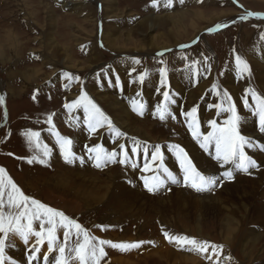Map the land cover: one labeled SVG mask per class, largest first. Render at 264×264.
I'll return each instance as SVG.
<instances>
[{
	"label": "bare ground",
	"instance_id": "1",
	"mask_svg": "<svg viewBox=\"0 0 264 264\" xmlns=\"http://www.w3.org/2000/svg\"><path fill=\"white\" fill-rule=\"evenodd\" d=\"M28 1L32 2V0ZM125 1L131 2V0H124L123 2ZM196 1L200 0H184V4H180L179 0H173L171 9H165L162 4L159 7V13L148 9L146 14L140 15L141 17L136 19V14H132L129 9L120 7V0H98L97 3L100 10H98L97 5L93 6L92 3L84 0H56V3L61 5V9L80 18V22L72 20V18L67 24V20L62 23L61 20L63 18H60L55 12V7L47 2L42 3L45 16L43 22L39 24L37 21V17L40 14L39 9L35 8L34 3H32L34 8L33 6L30 8L29 2L26 4L25 1L24 5L26 8L32 11L27 13V22L30 23L33 29L41 31L40 35H38L39 37L36 38V41L39 42L36 53L41 55L43 67L49 66L51 71L44 73L41 68L33 67L27 69L26 73H21L23 80L26 83H30L38 80L43 75H45L46 81L52 83L59 79H65L64 81L68 85H72V95H75L77 92H81L79 87L80 80L77 81L73 78L74 80L69 81L64 78L63 73H80L93 69L90 73L91 77L97 75L85 84V90L88 91L92 100L101 108L105 115L112 120L113 124L126 134L124 137L115 140L114 135L107 130V127L102 128L98 136L100 145L107 150L113 148L119 152L118 145L124 144L132 162L135 161L133 159L134 156L131 154L133 140L140 141L143 145H146L149 148V156L151 155L153 144L158 142L153 138L149 130L144 127L146 125L145 120L140 117L141 115L137 111L133 110V101H136L137 106L143 104V111H146L148 115L155 110L156 104L163 101L162 92L164 91L169 92L170 103L167 105L169 111L172 114L180 113V111L186 113L195 107L197 109L199 130L202 134H207V132L211 131L208 122L215 120L224 113L215 106L219 104L221 96L223 98V94L220 91L226 89L238 102L239 115L241 116V133L252 138L255 142L264 140V138L260 139L264 135L259 134L255 129V116L251 111L244 109L242 99L248 88L254 89L258 94L264 96L263 42L262 44L258 43L256 46L252 47L250 45L249 47L247 37H242V42L248 48L246 52L249 55L245 58L250 66V75L245 74L244 78H241L238 76L235 66H228L223 74L220 87L216 90L208 88L210 77L206 75L207 73L202 67L197 66L185 71L174 70L168 72L165 87L160 85L158 71H147L148 75L143 83L137 80L139 75L136 74L134 69L133 58L139 55H153L154 52H161L162 50L186 44L202 31L232 15L235 11L231 9L230 12L207 13V11L201 9L193 8L187 10L185 8L186 5ZM65 15L67 16V14ZM61 23L65 27L69 25L71 29H74L71 37L74 39L76 46L85 48L86 59L77 60L70 45H65L59 41L57 31ZM202 24L206 25L202 26ZM6 40L8 43L10 41L16 43L17 48L22 47V45H19L21 37L16 33L8 35ZM99 40L103 42V46L107 50L117 56H114L116 58L115 62L111 61L110 67L102 73H97L100 70L102 56L100 46L97 44ZM15 45L13 44L12 46L14 47ZM4 48V45H0L1 55L4 52ZM194 73L195 75L199 74L196 88L191 87V79L194 78ZM198 78L195 77L194 79L197 81ZM117 80H119V83H117ZM248 99L251 100V97L249 96ZM183 100L187 102L182 103ZM156 101H159V103H156ZM71 113L74 116V122L79 125L80 129L74 136L72 150L77 156H80L85 142V134L88 130L83 123V110L74 108ZM201 118L204 120H201ZM205 118L207 119L205 120ZM185 122L188 128L186 118ZM187 130L190 131L189 129ZM187 130L182 128L179 138L175 141L171 140L170 143L185 146L189 150L191 158L196 161L197 164L193 163L197 168H200L205 173L216 174L219 171V165L199 151L190 138L192 135H189ZM157 144L162 145L163 143ZM55 151L52 155L53 159L56 155ZM164 151H166L167 156L168 153L171 154L167 150ZM141 152L143 153L142 150ZM246 152L259 158V164L263 169L254 176L251 175L252 177L250 178L237 176L233 181L225 183L224 188H221L222 190L218 191V193L212 194L210 192L212 195L207 193L206 196L194 192L190 194L185 189L187 187L170 189L167 187L161 195L146 194L139 187L141 186L138 181V173L140 172L133 168L131 169L130 164L123 165V169L119 173L112 171L108 178V184L107 186L104 185V187L97 180L98 176L97 178L92 176L91 166H86L92 163L88 160H85L84 167H81L79 161H77L75 171L73 173L70 172L74 180L64 178L59 173L55 174L54 177L58 178L56 184L61 191L69 189L76 182L82 185L83 189H79L78 193L83 194V196L86 195L85 201L88 206L93 203L100 205L107 199H114L115 202L119 203L123 211L135 214L138 217L144 213L160 215L162 221L168 225L179 221H188L186 223L194 226L192 229L196 236L200 238H204L205 230L213 229L218 234L220 243L226 247H223L221 256L219 258L216 257V259H219L218 262H221L220 264H264V232L260 233V230L264 229V154L256 149L249 152L246 150ZM139 156L137 155V157ZM144 160L145 158L143 157L141 162ZM58 165L60 166L59 163ZM170 166L168 167L169 170L175 173L177 169L175 164ZM131 215L129 216L131 217ZM175 235L181 234L175 233ZM208 239L212 238L208 237ZM234 246L240 248V259L229 253ZM139 248L147 249L143 250V260L132 262V256L136 253L135 250L138 249L135 248L120 251L125 254V257L116 259V263L213 264L212 262L208 263L201 260L199 256L202 253H198V257L194 254H182L178 251L177 246H169L164 240L156 242L153 249L147 243H142ZM226 257H231V259L228 260Z\"/></svg>",
	"mask_w": 264,
	"mask_h": 264
},
{
	"label": "rangeland",
	"instance_id": "2",
	"mask_svg": "<svg viewBox=\"0 0 264 264\" xmlns=\"http://www.w3.org/2000/svg\"><path fill=\"white\" fill-rule=\"evenodd\" d=\"M25 1L26 4L29 2L30 8L31 6H33L32 3H34L35 8L39 9L40 14L37 17V21L39 24L43 22L45 16L43 13V2H47L55 7L56 14L60 18H63L61 20L62 23H65L67 20V24L71 21L72 18V20H80L77 15L71 13L69 14L61 9V5L56 3V0H32V2H27V0H0V45H4L5 47L3 54H0V96L5 97V103L3 105H0V167L6 170V172L25 192V194H28L59 211H63L69 217L77 219V221L81 223L85 228H87L92 235H95L100 239H106L110 241L113 240V242L115 243L143 242L147 243L150 248L152 247L151 249L155 248L156 242H160L161 240H164L165 243H167V245L169 246H177L174 243L172 244L169 243L168 240H165L163 231H167L170 234L178 233L181 235H188V237L195 238L197 240L208 241L225 247L222 243H220L218 234L213 229L205 230L203 234L204 238H200L196 236V233L192 229L194 228V226H192L190 223H186L188 221H179L175 224H170V226L162 221L160 215H150L144 213L142 216L138 217L135 214L123 211V209L119 206V203L115 202L114 199H107V202L104 201L100 205L97 203H93L88 206L86 205L87 203L85 201L86 195L83 196V194L78 193V190H82L83 186L79 185L77 182L74 186L71 185L69 189H65V191H61L59 189V186L56 184L58 178L54 177L55 174L59 173V175H63L64 178L74 180L71 173L75 171V164L77 162L73 165H69L64 162L63 157L60 155L59 146L55 142L56 137L52 134V128L47 123V117L49 115L52 116V124L55 127V131H57L60 136L69 138L74 141V136L77 134V132H79L80 129L79 125L74 122L73 114L68 110V108L65 107V104H71L73 101L77 100L81 92L85 91V93L89 95L88 91L85 90V84L97 74L91 77L90 73L93 69L87 72L80 73L71 72V76L73 78L79 77L80 80L79 87L81 92H77L75 95H72V85H68L64 81L65 79H59L56 80V82L52 83L46 81L45 75H43L38 80L32 81L30 83H26L23 80V75L21 73H26L27 69H31L33 67L41 68L44 73H48L51 71V68L49 66L43 67L41 55H38L36 53L39 47V42L36 41V38L39 37L38 35H40L41 31L39 29H33L30 26V23L27 22V13L28 11H32L26 8V6L24 5ZM84 1L92 3L93 6L97 5L98 10H100V7H98L99 4L97 3L98 0ZM120 1V7L123 9H129L132 14H136V19L141 17L143 14H146L148 9H152L155 13H159L158 11H160V9L157 10L151 6V0H131V2H123L124 0ZM162 4L163 3L161 2V5ZM185 8L187 10L193 8L201 9L207 11V13L230 12L231 9L235 11L234 13H232V15L209 27L208 29H213L212 32H209L208 29L204 30L193 40L186 43L191 45V47L189 48L181 49L179 46L176 48L162 50L161 52L164 53V55L162 56L158 55V53H161L160 51L154 52L153 55L149 56H136L137 58H133L136 74L140 75L147 71L159 72V70L164 67L167 68L168 72L174 70L185 71L186 69L190 68L189 66H191L190 69H193V67L197 66L200 68L202 67L206 71V75L210 77L208 81V88L213 89V85L215 84L218 85L217 89H219L224 72L227 70L228 66H235V57L237 55H239L247 62V59L245 57H248L249 55L246 52L248 48L245 46V43L242 42V37H247V43L249 47L250 45L253 47L258 43H264V39H262V37H264V19H257L256 15L250 16L246 20L239 19L241 15H247V13L264 16V0H200L186 5ZM65 14H67V16ZM62 23L60 24L61 26L59 25L57 31L59 35V41L65 45H70L77 60L86 59L85 48L76 46L74 39L71 37V33L74 29H71V26L69 25L65 27ZM203 25L206 24H202V26ZM217 25L227 26L217 29ZM15 33L21 37V41L19 44L22 45L21 48H17L18 46L15 45L16 43H12L11 41L8 43V41L6 40L8 35ZM193 41H196V43H193ZM13 44L15 45L14 47L12 46ZM97 44L100 46V49L102 51L101 66L100 70H98L97 73H102L110 67V63H112L113 61L115 62V57L117 56L107 50L103 46V42H101L100 40L97 41ZM36 57H39V59H36ZM136 61H139V63H136ZM193 77L198 78L199 74ZM194 78L191 79L192 88H196L195 86H197L196 84L199 81V78L197 81ZM224 91H227L232 97V100L236 104L239 114L238 102L235 101L234 97L228 90L224 89L223 91H220V93L223 94ZM34 96L35 99H33ZM89 97L91 98L90 95ZM184 102L187 101L183 100L182 103ZM156 103H159V101H156ZM221 103L222 96L220 98L219 104ZM253 104L254 102L249 100L250 107L244 109L250 111V108L254 107ZM157 105L158 104H156V106ZM155 110L148 115L145 114L141 118L145 120L146 125L144 127L148 129L153 138L158 141L154 144L159 145L157 143H163L162 145H160V147L165 156L166 151L164 150H167L168 145L173 144L170 143V141H175L179 138V133L182 128H185V130H187L188 128L185 122V116L182 114V111H180V113L178 112L176 114H172L176 117L175 119H172L171 116H169L162 121L158 115H154ZM5 112L7 113L6 117ZM228 115V113L224 112L223 115L218 116L215 119L217 124L223 125V122L228 118ZM148 117L150 118L147 119ZM255 118V129L259 134L262 135L263 133L259 132V128L257 127L258 119L257 117ZM206 119L207 118H205V120ZM201 120L204 119L201 118ZM29 130L38 131L40 133L39 140L41 146L47 145L48 148L52 150L51 157L48 160V166H44L36 162L32 164H29L27 162L28 159H31V157L35 154L34 151L30 150L26 138L22 135V133ZM100 132V129H98L95 133H89L87 131L88 134H85V142L80 153V156H83L85 160H88L85 156L87 155L85 145L89 147L96 144L100 145V140H98ZM187 133L189 135H192L191 131L187 130ZM190 138L193 144L197 146L199 151L203 155H205L200 149V145L196 142L193 136H190ZM263 138L264 137L260 139ZM256 142H261L262 144H264V140H258ZM180 146L185 149V151L191 158V155L188 152L189 150H187L183 145ZM246 150L249 152L250 150L254 149ZM54 151L56 155L53 159L52 155ZM109 151H115V149L111 148ZM213 153L214 152L212 150L209 156L212 157ZM138 155L140 156L137 157L136 155L133 158L137 167L133 168L131 166V160L129 161V164L131 169L133 168L134 170L140 172L138 173V181L141 185L139 186L140 190L149 195H161L164 190H160L156 193H149L145 189V187H143L144 184L141 177L144 175L151 176L153 175V173L149 172L148 174H144L140 171V168H142L144 164V161L141 162L144 155L142 152H140ZM249 155L254 157V155L252 154ZM254 158L258 163H260L259 158H257L256 156ZM174 159V153H168V156L166 155L164 157L165 166L169 167L170 165L175 164ZM192 160L196 163L194 159ZM58 163L60 164V166L58 165ZM86 166H91L90 168L92 169V176H94L95 178H97L98 176L97 180L103 187L104 185L107 186L108 178L112 171L115 173H119L120 170L123 169V165L119 163L109 164L103 170L96 169L90 164ZM229 166L230 165L226 166V168H228ZM81 167H84V165ZM198 170H200V168H198ZM218 170L219 171L216 174H213L219 175L225 169L218 168ZM202 172L204 174H210L205 173L204 171ZM256 173L257 171L253 172L251 175L254 176ZM251 175L244 177L250 178L252 177ZM229 182H224L221 188L223 189L225 183ZM71 184H73V182H71ZM221 188L216 191H211V193H218V191L222 190ZM185 189H187L190 194H193V192L199 195L203 194V196H206L207 193L211 194L210 192L197 193L190 188ZM129 215H131V217ZM97 225L104 226V230H102L100 227H97ZM263 232L264 229H261L260 233ZM59 235L62 240V231L59 233ZM208 237H211L212 239H208ZM9 241L10 243H14L15 248H9L8 255L19 262L18 264H26L28 255H31L28 249L32 248V246L35 244L36 238H30L29 243L25 245L19 237L10 234ZM39 247L40 252L37 253L38 259L32 262V264H37V262L43 261V256L47 253L46 242L43 246ZM177 248L178 251L182 254H194L196 256L198 254V252L187 251L179 248L178 246ZM143 250L145 251L147 249L138 248L135 250L136 253L133 254V259H131L132 262L143 260ZM230 250L231 251L229 253L231 255H234L237 259H240V248L238 246H234ZM105 251L106 256L101 264H118L116 263V259L125 257V254L121 253L120 250L117 249L106 246ZM55 255L56 253H53L50 256V260ZM209 255L210 252L202 253L200 256H198L201 260L207 261L208 263H221L218 262L219 259H216L215 256H212V258L209 259Z\"/></svg>",
	"mask_w": 264,
	"mask_h": 264
},
{
	"label": "snow or ice",
	"instance_id": "3",
	"mask_svg": "<svg viewBox=\"0 0 264 264\" xmlns=\"http://www.w3.org/2000/svg\"><path fill=\"white\" fill-rule=\"evenodd\" d=\"M161 2L165 9H171L173 6V0H151V6L159 10ZM179 2L184 4V0H179ZM253 15H256L257 19H264V16L253 13L241 15L239 19L246 20ZM226 26L217 25L216 28L219 29ZM208 31L212 32L213 29H208ZM193 43H196V41H193ZM189 47H191L190 44L180 45L181 49ZM158 55L162 56L164 53L161 52ZM36 59H39V57H36ZM136 63H139V61H136ZM189 67L191 68V66ZM235 67L238 76L241 78H244L245 74L250 75L249 64L239 55L235 57ZM147 75L148 73L144 72L137 77V80L143 83ZM167 75L168 70L166 67L159 70L161 87L166 86ZM63 76L69 81L73 79L71 74L67 72L63 73ZM75 79L79 81V77H75ZM117 83H119V80H117ZM217 87L218 85L214 84L213 90H216ZM162 96L163 101L156 106L154 115H158L162 121L169 116L175 119L176 117L172 115L167 107L168 103H170L169 92H162ZM249 96L255 105L250 108V111L258 118L259 131L264 133V96L258 94L254 89H246L245 95L242 97L245 108L250 107ZM33 99H35V96ZM4 103L5 97L0 96V105ZM65 107L70 112L74 108L83 110V123L89 133H95L98 129L107 127V130L114 135L115 140L126 135L113 124L112 120L105 115L101 108L85 92H81L77 100L71 104H65ZM215 107L229 115L224 120L223 125H218L216 120H210L208 126L211 131L207 132V134H202L199 130L197 109L195 107L191 111L182 114L185 116L188 122V129L196 142L203 150L210 153L214 149L212 158L221 169L225 170L219 175L204 174L198 170L183 147L178 144H170L167 146V150L174 153L179 163V170L182 174V179H180L165 166L164 153L161 151L160 145L152 146L151 155L149 156V148L140 141L133 140L132 156L138 155L142 150L145 158L140 171L153 173L151 176L144 175L141 177L144 187L149 193L158 192L168 183L191 188L197 193L211 192L220 186L223 180H232L234 172L250 174V169L257 168L256 161L246 152V149L264 151V145H257L252 138L241 133V116L238 114L236 104L227 91L223 92L222 103L217 104ZM143 108V104L137 106L136 101H133V110L137 111L138 114L143 115ZM6 116L7 113L5 112ZM47 123L51 126L52 134L56 137V143L59 146L60 155L63 157L64 162L73 165L79 161V164L83 166L85 158L77 156L73 152V141L71 139L62 137L55 131L51 115L47 117ZM22 135L26 138L30 150L35 153L27 162L29 164L36 162L48 166L52 150L47 145L41 146L40 133L29 130L22 133ZM118 147L120 149L119 152L109 151L99 144L91 147L85 145L87 159L92 161V166L99 170H103L109 164L114 163L128 165L130 160L129 152L125 149L124 144H119ZM228 165H231V168H226ZM131 166L133 168L137 167L135 162H132ZM97 227L104 230V226L97 225ZM61 231L63 234L62 240L59 235ZM10 234L19 237L25 245L29 243L30 238H36L35 244L28 249L31 253L27 257L28 264H32L33 261L38 259L39 246H43L45 242L47 244V253L43 256V264H101L106 256V246L120 251H127L139 248L143 243H115L92 235L77 219L69 217L63 211H59L25 194L6 170L0 167V264H18L15 259L8 255V249L15 248V245L9 242ZM163 234L169 243H174L181 249L198 253H208L211 250L209 259L212 256L219 258L223 251L222 245L208 241H200L186 235L170 234L167 231H163ZM53 253H56V255L50 260V256ZM226 259L230 260L231 257H226Z\"/></svg>",
	"mask_w": 264,
	"mask_h": 264
}]
</instances>
